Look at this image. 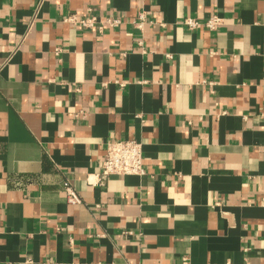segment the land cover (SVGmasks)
I'll return each instance as SVG.
<instances>
[{"label":"crops","instance_id":"crops-1","mask_svg":"<svg viewBox=\"0 0 264 264\" xmlns=\"http://www.w3.org/2000/svg\"><path fill=\"white\" fill-rule=\"evenodd\" d=\"M0 264H264V0H0Z\"/></svg>","mask_w":264,"mask_h":264},{"label":"built area","instance_id":"built-area-1","mask_svg":"<svg viewBox=\"0 0 264 264\" xmlns=\"http://www.w3.org/2000/svg\"><path fill=\"white\" fill-rule=\"evenodd\" d=\"M62 20L88 30H101L104 28V26L116 28L122 23V20L119 17L100 19L90 12L86 13L84 16H76L71 14ZM144 22V15L141 14L138 20L134 21L133 24L137 28L141 29ZM222 23L223 19L216 14H213L204 20H200L195 17H186L183 19L184 26L189 30H194L198 27H205L208 30H216L220 25H222ZM138 44L141 45V43ZM58 51L59 50L56 49V53ZM145 173L144 157L140 142L135 140H118L106 142L105 154L99 171L100 181L106 179L109 176H142ZM61 186L65 192L68 203H80L79 196L67 181H63Z\"/></svg>","mask_w":264,"mask_h":264}]
</instances>
